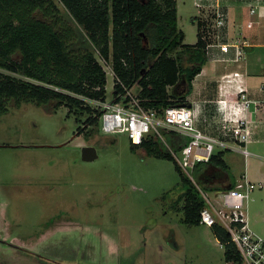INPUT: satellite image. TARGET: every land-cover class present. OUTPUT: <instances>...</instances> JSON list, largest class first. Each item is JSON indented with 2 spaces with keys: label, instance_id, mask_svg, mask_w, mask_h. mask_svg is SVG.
<instances>
[{
  "label": "rangeland",
  "instance_id": "1",
  "mask_svg": "<svg viewBox=\"0 0 264 264\" xmlns=\"http://www.w3.org/2000/svg\"><path fill=\"white\" fill-rule=\"evenodd\" d=\"M194 2L178 0L179 27L191 44L193 19L204 13ZM96 57L112 99V63ZM79 117L66 105L33 102L0 113V264H232L211 226L183 221L173 160L133 148L127 133L104 132L101 122L76 135L85 126ZM161 131L155 140L172 153L169 131ZM84 146L95 147L97 159L84 160ZM248 148L263 154L264 135ZM225 158L234 176L246 169L256 184L247 213L264 236V161L236 151Z\"/></svg>",
  "mask_w": 264,
  "mask_h": 264
},
{
  "label": "trees",
  "instance_id": "2",
  "mask_svg": "<svg viewBox=\"0 0 264 264\" xmlns=\"http://www.w3.org/2000/svg\"><path fill=\"white\" fill-rule=\"evenodd\" d=\"M193 20L198 40L188 44L179 27L178 0H0V113L25 102L66 105L69 114L86 116L76 135L85 132L101 115L90 100L107 98V73L96 53L112 63L115 101L125 94L123 85H138L137 95L147 109L187 105L193 80L208 61L203 22ZM183 89L187 92L181 94ZM188 142L169 131L173 151ZM132 147L174 161L180 174L177 203L183 202L176 208L186 224H201L205 201L200 189L223 191L236 183L224 158L227 149L196 162L193 180L154 137ZM212 230L226 261L238 264L241 255L227 229L215 224Z\"/></svg>",
  "mask_w": 264,
  "mask_h": 264
},
{
  "label": "built area",
  "instance_id": "3",
  "mask_svg": "<svg viewBox=\"0 0 264 264\" xmlns=\"http://www.w3.org/2000/svg\"><path fill=\"white\" fill-rule=\"evenodd\" d=\"M194 4L199 8V12H204L199 18L203 17L201 21L203 39L207 42V54L214 56L215 47L222 53L234 49L235 56L232 60L240 62L244 57L247 42L238 38L225 40L223 30L228 26V13L216 6L209 11L202 0H195ZM250 6V13L254 14L255 7ZM206 17L208 18L205 19ZM253 23L249 21L248 26L251 27ZM215 59L226 60L224 57ZM112 73L115 78L113 70ZM247 75V72L236 70L226 73L219 80L220 94L216 102L222 115V128L227 139L212 136L199 129L196 126V112L193 107L183 104L167 106L162 111L147 109L132 88L125 85H123L125 94L120 100L92 99L90 103L101 111L99 122L104 132L127 133L133 145L140 146L145 140L156 136L163 138L162 129L189 137L187 145L179 152L172 150V154L181 168L193 179L191 169L195 163L209 161L218 150L237 151L245 158L257 155L264 161V153H253L248 148L254 140L255 127L259 123L257 115L264 106V83L259 88L261 97H250ZM255 188L256 184L245 173L236 180L233 187L215 191L213 197L200 189L205 201L200 223L211 227L220 224L227 229L231 241L236 244L241 255L238 264H264V236L250 227L246 205Z\"/></svg>",
  "mask_w": 264,
  "mask_h": 264
},
{
  "label": "crops",
  "instance_id": "4",
  "mask_svg": "<svg viewBox=\"0 0 264 264\" xmlns=\"http://www.w3.org/2000/svg\"><path fill=\"white\" fill-rule=\"evenodd\" d=\"M202 2L209 11L216 6L228 13V26L223 30L225 40L238 38L247 42L244 57L240 62L232 60L235 56L234 49L228 53H222L218 47L213 48L214 56L207 54L208 61L193 80L192 90L186 98L187 105L191 104L196 112V126L207 134L227 139L222 128V115L216 102L220 94L219 80L232 71L247 72L249 96L261 97L259 88L264 83V0H202ZM250 5L255 7L254 14L250 13ZM249 21L254 22L251 27L248 26ZM219 57H224L226 60L215 59ZM135 86L138 87V85ZM186 92L187 90L183 89L181 94ZM257 118L259 123L255 127L254 140L251 143L259 141V137L264 135V106L260 108ZM245 173L247 174L246 169L235 176L236 180Z\"/></svg>",
  "mask_w": 264,
  "mask_h": 264
},
{
  "label": "water",
  "instance_id": "5",
  "mask_svg": "<svg viewBox=\"0 0 264 264\" xmlns=\"http://www.w3.org/2000/svg\"><path fill=\"white\" fill-rule=\"evenodd\" d=\"M188 106L191 107V104H189ZM82 156L84 160L92 161L94 159H97L98 153L95 147L84 146L82 148Z\"/></svg>",
  "mask_w": 264,
  "mask_h": 264
}]
</instances>
